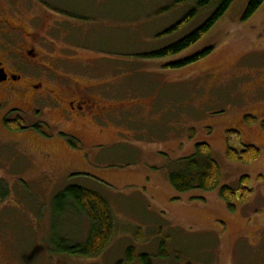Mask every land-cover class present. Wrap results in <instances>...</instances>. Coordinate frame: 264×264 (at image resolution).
Listing matches in <instances>:
<instances>
[{
	"label": "rangeland",
	"instance_id": "obj_1",
	"mask_svg": "<svg viewBox=\"0 0 264 264\" xmlns=\"http://www.w3.org/2000/svg\"><path fill=\"white\" fill-rule=\"evenodd\" d=\"M174 1L0 0L1 7L12 2L40 15L42 27L51 30L41 34L46 65L56 72L51 89H57L56 81L68 93L85 90L90 81L103 83L111 105L110 125L99 134L63 122L50 107H41L39 116L22 115L24 130L12 132L4 122L16 117L12 109L19 102L0 96V180L10 189L0 203V264H127L130 246L147 253L152 264H264V2L244 20L251 0H233L190 48L151 58L216 10L215 5L199 11L174 29L194 9L171 7ZM32 30L38 34L37 27ZM207 50L202 59L175 66ZM246 115L256 124L247 126ZM230 130L240 138L229 146H255L256 162L226 159ZM63 135L81 142L74 139V149ZM197 143L210 146L220 186L179 194L168 174ZM243 176L251 194L230 212L219 189L237 190ZM71 185L104 197L117 223L110 245L93 259L52 252V241L83 242L87 236L83 216L53 208L54 196ZM134 228L141 229L140 240ZM164 237L168 259L159 257Z\"/></svg>",
	"mask_w": 264,
	"mask_h": 264
},
{
	"label": "trees",
	"instance_id": "obj_2",
	"mask_svg": "<svg viewBox=\"0 0 264 264\" xmlns=\"http://www.w3.org/2000/svg\"><path fill=\"white\" fill-rule=\"evenodd\" d=\"M233 0H175L171 7L181 4H189L194 9L185 16L174 29H177L188 21V18L196 15L199 11L208 9L216 5V10L210 18L191 34L183 37L179 41L165 47L164 49L149 55L151 58H164L178 55L194 45L209 29L218 21L225 11L229 8ZM264 0H251L249 3L244 20L250 18L256 10L263 4ZM167 7L165 10H168ZM164 10V11H165ZM71 18L75 15L68 14ZM75 16V17H73ZM211 51L207 50L175 66H181L188 62H194L207 56ZM247 126L256 124V119L250 115L244 117ZM5 127L12 132L24 130L23 122L20 119L5 121ZM261 130L264 132V121L261 123ZM38 132V127H35ZM41 133V132H40ZM72 148H77V143L70 136L63 135ZM233 138L239 140L240 135L236 131L226 133V159L233 163L249 165L260 158V150L253 145H243L240 150L230 147ZM175 167L168 174V181L173 190L179 194L189 193L194 190L209 193L217 190L221 182V171L219 166L212 158L211 148L207 143H197L194 152L190 156L184 157L175 163ZM249 178L243 176L239 180L238 189L223 186L219 189V198L226 204L228 211L235 212L237 204H244L251 194L248 189ZM10 194L7 184L0 180V203L4 202ZM53 208L56 212L64 214L73 213L74 216H83L88 224V232L85 240L74 241L68 238H61L52 241L51 248L55 254H64L72 257L93 259L100 256L110 245L117 230V223L108 201L97 192L85 189L80 186L71 185L63 189L54 196ZM140 228H134L133 236L135 240L142 238ZM168 237H164L159 242V257L168 259L171 251L168 246ZM170 254V255H169ZM125 262L132 264L139 261L141 264H152L151 257L147 253L137 254L133 247H128L125 253ZM178 263L182 257L176 256Z\"/></svg>",
	"mask_w": 264,
	"mask_h": 264
},
{
	"label": "flooded vegetation",
	"instance_id": "obj_3",
	"mask_svg": "<svg viewBox=\"0 0 264 264\" xmlns=\"http://www.w3.org/2000/svg\"><path fill=\"white\" fill-rule=\"evenodd\" d=\"M5 3V7L0 4V96L3 102L11 98L19 102V106L12 109L16 117L5 121L23 120L22 115L27 113L39 116L41 107H50L58 112L63 122L90 128L92 133H102L111 122V105L105 98L107 90L101 88L104 84L90 81L85 90L68 93L56 81L57 89H51L50 78L56 72L46 65L47 57L42 52L46 37L41 35L51 30L47 32L42 27L38 21L40 15L23 10L15 3V6L12 2ZM33 26L38 28V34L33 32ZM48 64L53 62L50 60ZM70 137L81 142L74 135Z\"/></svg>",
	"mask_w": 264,
	"mask_h": 264
}]
</instances>
